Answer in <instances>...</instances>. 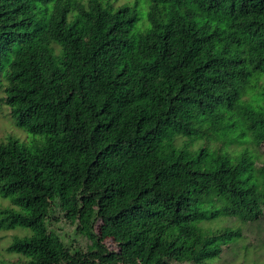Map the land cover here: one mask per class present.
Listing matches in <instances>:
<instances>
[{"label": "trees", "instance_id": "1", "mask_svg": "<svg viewBox=\"0 0 264 264\" xmlns=\"http://www.w3.org/2000/svg\"><path fill=\"white\" fill-rule=\"evenodd\" d=\"M145 2L140 25L105 0H0V102L32 137L0 140V227L31 230L6 248L24 264H223L250 233L264 258V0Z\"/></svg>", "mask_w": 264, "mask_h": 264}, {"label": "rangeland", "instance_id": "2", "mask_svg": "<svg viewBox=\"0 0 264 264\" xmlns=\"http://www.w3.org/2000/svg\"><path fill=\"white\" fill-rule=\"evenodd\" d=\"M108 4L116 9L120 6H134L138 16V23L140 25L146 24V2L145 0H105ZM138 24V25H139ZM138 33L134 30L132 33L133 37H136ZM259 82L264 83V75L258 76ZM7 135H13L18 137L20 140L29 142L32 137L29 136L24 129L18 127L15 124V118L9 115L8 108L0 102V140H3ZM264 150V148H263ZM17 207L12 205L9 198L0 196V223H6L8 220H12L9 212L17 211ZM54 216L58 218H54ZM44 226L47 231H52L56 236H58L63 242L67 244H72L75 248L86 250L87 240L86 238L76 230V226L66 222L61 218L59 211H54L53 216L44 221ZM29 228L22 226H15L14 228H4L0 227V264H24L26 258L20 254L8 253L6 248L9 247L15 238H22L29 236L31 234ZM249 253L244 256V252L239 253L238 258L230 262L227 258V262L223 264H264V258L261 251L258 248V240L253 234H248ZM105 246L108 250H115L116 245L111 239H106L104 241ZM253 252V246H256ZM252 251V252H250ZM223 261L220 262L222 264ZM230 262V263H229Z\"/></svg>", "mask_w": 264, "mask_h": 264}]
</instances>
